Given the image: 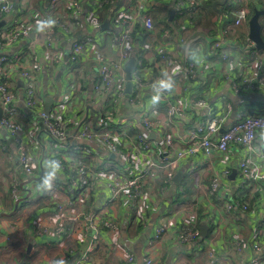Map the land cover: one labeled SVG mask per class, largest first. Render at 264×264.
Wrapping results in <instances>:
<instances>
[{
	"label": "built area",
	"instance_id": "built-area-1",
	"mask_svg": "<svg viewBox=\"0 0 264 264\" xmlns=\"http://www.w3.org/2000/svg\"><path fill=\"white\" fill-rule=\"evenodd\" d=\"M85 1V0H84ZM87 1V0H86ZM116 0H96L95 8H83V0H71L67 5L68 10L59 12L57 1L50 2L47 12L34 10V18L31 20L22 7L16 17L7 22L0 30V109L2 117L1 126L15 139L19 165L26 178L34 176L36 168L31 148L27 142L21 139V126L13 117L17 104L22 101L25 109L36 111L43 118V123L49 135L55 142L63 147H70L71 140L76 143L72 147L79 153L78 159L58 154L53 162L63 170L68 171L66 183L56 186L51 180V190L44 187L45 176L41 180V186L45 193L52 199L55 213L50 216L52 226L43 225L39 228V234H46L57 238L60 244L69 238H77L79 241H88L86 252L82 261L91 259L104 230H116L117 223L109 215V206L118 200L134 204L137 212L144 215V210L138 209L139 200L145 195L149 179L153 182L164 178V182L171 184L182 162L195 156H202L205 161L211 162L215 155H224L232 145L241 146L245 150V156L239 161L238 168L241 182L251 183L255 192L263 190L264 174L261 170L256 145L259 135H264V112L246 114L238 112L233 121L225 127L227 116L232 112L233 106L228 103L220 106L218 111L209 110L207 104L208 92H202L199 98L190 100V109L187 110L182 102L175 101L181 89L182 81L190 86V81L197 78L200 72L210 74L212 69L225 75L231 81L235 94H249L264 92V50H256L255 45L249 40L248 47L254 48L252 58L242 60L237 51L230 49L227 44V33L213 42L212 57H206L204 49L196 48L190 53L187 63L181 62L172 55L164 54V47L149 41L138 42L147 33L154 29L152 15L148 10L149 4H155L159 0H131L128 6L120 12L117 20L118 53L115 57L103 54L102 50L94 43L79 39H72L81 20L93 29L101 27V12L105 6L113 4ZM204 0H177L175 6L179 16L189 12H196L202 6ZM241 5L235 12V27L239 28L249 23L248 3L250 0H239ZM17 9L14 0H0V22ZM115 10H113L114 12ZM54 20L52 27H44L39 30V21ZM115 16L113 17V22ZM144 31V33H143ZM36 33L37 41L45 48V53L52 66H57L63 61V52L58 44L62 37L71 40L69 58L77 63L80 57L90 56L97 66L98 80L93 86L94 102L100 103L98 116L93 122L88 117L83 122L82 128L72 135L68 124L61 120V115L50 113L46 115L42 109L43 101L36 92V85L42 71V65L33 50L35 42L31 35ZM170 33L165 37L170 39ZM21 41L27 45L23 51L9 54V47L15 42ZM182 41V40H181ZM135 53L136 69L132 74V92H126L127 73L126 64ZM153 65L156 69L152 78L146 77L147 65ZM236 72L235 78L232 75ZM19 79L24 84V97L19 99L12 91L9 83ZM54 79V76H51ZM161 82L171 85L163 88ZM81 91V88H78ZM145 95L159 96L155 103H163L165 121L160 120L152 107L143 111L140 115L142 133L135 132L136 122L130 120L118 121L122 105L128 101L133 105H142ZM208 110L206 117L201 119L196 126L178 132L170 130L176 120H184L189 112L201 113ZM223 130V132H221ZM170 131V132H169ZM154 133L159 139L150 140V134ZM99 141L111 155H123L131 157L133 169L130 165V175L125 176L127 169L116 167H101L93 169L94 162L87 159L89 144ZM97 143V142H96ZM98 144V143H97ZM143 148L146 153H143ZM146 157L144 165L139 167L137 158ZM229 170L222 174L213 175L210 178L209 191L215 194L220 191L222 175H228ZM99 181H104L110 192V198L102 202L100 206L87 210L88 202L93 201V188ZM28 185V184H26ZM24 186L17 179H13L6 193H12L16 200L22 198L18 192H28L29 185ZM167 186L160 189L164 195ZM74 193L73 198L68 193ZM24 202L30 201L29 197L23 198ZM230 211L233 205L226 206ZM247 209L246 206H243ZM5 212V206L0 203V213ZM143 215L139 216L142 217ZM198 216V213H197ZM168 220L157 225L156 232L146 245L143 261L145 264H157L158 246L165 234L172 227ZM178 227V226H177ZM176 227V228H177ZM199 220L190 216L179 228L176 241L182 244H191L200 241ZM67 251L73 253V249L62 245ZM242 236H238L235 242V250L240 256L239 264H264V233H256L250 248L256 256L247 260L244 251L248 248ZM133 261V258H130ZM65 257H61L60 263H66ZM208 264H223L220 256L213 251L208 254Z\"/></svg>",
	"mask_w": 264,
	"mask_h": 264
},
{
	"label": "crops",
	"instance_id": "crops-1",
	"mask_svg": "<svg viewBox=\"0 0 264 264\" xmlns=\"http://www.w3.org/2000/svg\"><path fill=\"white\" fill-rule=\"evenodd\" d=\"M56 1L61 13L68 10L67 5L71 2V0ZM218 1L221 0L216 2ZM14 2L17 9L4 19L6 23L10 22L14 16L21 14L19 12L21 7L31 20L34 18V10L47 12L50 9V3L45 0H14ZM130 2L131 0H116L105 8L112 6L113 10H116L122 6H128ZM176 2L177 0H159L155 4L148 5L155 29L146 34V41L163 45L164 54L172 55L183 63H187L190 53L198 47L204 49L206 57H212L214 55L212 52L213 42L224 37L220 24L208 27L211 32L208 30L207 33L204 31L194 33L192 23L195 25L200 23V20L196 21L194 18L200 9L181 17L177 13ZM95 3L96 0H83V8H95ZM223 5L217 8L222 10ZM105 8L100 15L101 27L95 30L85 20H81L77 27V38L94 43L102 50L103 54L115 57L118 53V36L116 27L111 29L115 11L104 20L102 13ZM166 15H168L167 27L163 22ZM105 23H108L109 26L102 30ZM244 26L246 28L248 25L245 24L242 28ZM166 32L171 34L170 39L165 37ZM226 39L227 44L231 45L230 49L239 52L244 60L238 41L231 39L229 34ZM191 42L192 45L189 47ZM70 44L69 37H62L58 47L64 54L63 61L52 71L50 68L53 66L41 43L36 42L33 50L42 65L36 85V92L43 100L41 110L45 111L47 96L54 98L55 103L50 113L58 111L61 120L68 124L74 136L82 128L87 117L93 122L96 120L100 103L94 102L92 96V88L98 80V73L97 66L92 58L87 56L88 53L80 57L77 63L72 62L65 66V56L69 54ZM26 46L24 42L17 41L9 47V54L21 52ZM73 66L75 68L72 69ZM64 68L62 79L58 81V73ZM146 69V77L151 79L156 69L151 64L147 65ZM51 76H54L53 80ZM236 76L235 72L232 77ZM13 83L14 86L12 84L10 86L12 91L19 99H22L25 92L24 84L19 79ZM189 83L190 86L184 81L177 85L181 86V89L178 96L175 97V101L182 102L184 107L189 110L190 100L199 98L202 92H208L207 108L209 110L218 111L220 106L231 103L233 110L227 116L225 127L240 111L246 114L264 112V92L235 94L231 81L227 80L218 69H212L210 74L200 72L198 77ZM79 87L81 91H79ZM152 107L157 111L155 115L165 121L163 103L153 102L151 95L144 96L142 105H133L126 101L120 109L118 121L133 119L136 122L135 132L142 133L140 115ZM39 112V109L28 111L23 102L19 101L16 111L13 113L14 119L22 129L21 139L27 142L31 148L32 159L36 166L32 178L25 177L19 165L15 139L0 123V187L3 189V187L10 186L13 179H17L24 186L28 184L30 187L26 193L18 192L21 200H16L14 195L0 194V203L7 207L5 212L0 213V264H59L61 257H65L67 262L60 264H145L143 258L147 242L154 236L157 225L165 220L170 221L173 226L158 246L157 264H208V254L212 251L220 256L223 264H239L240 256L235 250L238 236H242L245 245L249 246L243 252L246 259L250 260L256 256L257 253L251 250L250 244L255 239L256 233H264V184L262 191L255 192L251 183L243 184L241 182L238 164L245 156V150L238 145H232L224 155H215L211 162L205 161L200 155L182 162L178 170L182 173L180 185H176L174 182L162 185L159 182L160 179L156 182L149 179L148 189L137 204L138 209L144 210V215L135 209L136 202L134 204L125 203L122 200L113 202L109 206V215L117 223V229L102 232L91 259L86 262L82 261V256L87 250L88 241L81 242L77 238H69L60 244L55 237L39 234L41 226H52L50 216L55 213L52 199L41 186L42 178L53 174V183L56 186L63 185L66 183L69 172L60 167L59 171H56L53 167L55 165L54 157L58 154L65 155L75 159L73 162L75 163L79 156V153L72 148L76 143L74 139L71 140L70 147L66 148L57 144L50 137L43 122V129L40 128L36 118H41L42 121L43 118ZM207 114L208 110L201 111V113L189 112L184 120L173 122L170 130L178 132L188 130L201 122L203 116L205 118ZM154 139H159V137ZM256 145L259 149L257 160L264 174L263 134L259 135ZM88 148L89 153L86 157L88 161L94 162L93 169L98 170V168L107 166L125 167L127 169L125 176L130 175V165L133 169L131 157L125 158L122 154H116L114 158H111L110 153H107L108 150L99 141L91 142ZM142 151L144 154L146 153L144 148ZM145 159V156L137 158L139 167L144 165ZM225 170H229L230 173L222 175L220 191L215 194L210 193V178L213 175L222 174ZM233 172L235 175L231 177ZM164 186H167V190L162 195L159 191ZM178 192L185 194L183 199L186 200V203L179 209L172 210V202L176 200ZM68 194L75 197L74 193L69 192ZM26 197H29L30 201L24 202L23 198ZM110 197L105 182L99 181L93 188V201L87 203L86 209L96 208ZM246 197L248 199L245 200ZM228 203L233 205L230 211L226 207ZM240 203L249 205V211L248 208L244 209ZM141 215L143 216L139 217ZM195 215L199 220L200 228L202 225L208 226L207 238L191 244L177 242L176 235L181 224L190 216ZM62 245L73 249V253L70 254L71 251H67ZM130 258H133V261H130Z\"/></svg>",
	"mask_w": 264,
	"mask_h": 264
},
{
	"label": "trees",
	"instance_id": "trees-1",
	"mask_svg": "<svg viewBox=\"0 0 264 264\" xmlns=\"http://www.w3.org/2000/svg\"><path fill=\"white\" fill-rule=\"evenodd\" d=\"M47 3H50L54 0H45ZM217 0H204L202 1V6L200 8V12L196 13L195 15V20L199 21L202 18H207L208 13H211L212 15H216L217 16V21L214 24H220V28L222 29V31L225 33H227V37L229 34V37L231 39H236L239 43V46L242 48V53L243 56L245 58H252L253 54L252 51L254 50V48L250 49L248 47L249 44V37H248V33L247 31H245L243 28L239 27H235L234 25V21H235V12L237 10V8L241 5V2L239 0H226V3L221 7V14H218L215 12L214 8H213V4L214 2H216ZM258 8V9H262L264 8V4H263V0H250L248 3V9L250 11L249 13V20L251 18V16L254 14V10ZM113 13V7L112 6H108L105 8L104 12L102 13V19H107L108 17H110V15ZM261 24H262V36L264 38V22L263 17H261ZM161 21V20H160ZM167 21H168V15H166V17L164 18L163 22L165 23V27H167ZM248 25V24H247ZM211 29L208 27H204L203 31L206 32ZM144 33V31H143ZM207 33V32H206ZM78 32L77 30H75V32L72 35V39H78L77 38ZM146 36V35H145ZM142 37V39H140V41L138 42V46H140L142 43H144L146 41V37ZM65 38V37H64ZM70 64H72V62H70ZM57 67L53 66L52 68H50V70H55ZM72 69L75 68V66L71 67ZM40 99H42L39 96ZM161 184H166L164 182V178L162 177L160 179ZM180 185V184H178ZM0 194L6 195L5 194V188L0 187ZM184 193H180L178 192L176 195V200L174 202H172V206L171 209L172 210H177L180 207H182L185 203L186 200L183 199L184 198ZM26 199V198H25ZM248 199V197L245 198V200ZM244 200V201H245ZM245 203V202H244ZM244 203H240V204H244ZM237 205V204H235ZM234 205V207H235ZM7 207L5 206V211ZM201 240H205L204 238H202Z\"/></svg>",
	"mask_w": 264,
	"mask_h": 264
},
{
	"label": "water",
	"instance_id": "water-1",
	"mask_svg": "<svg viewBox=\"0 0 264 264\" xmlns=\"http://www.w3.org/2000/svg\"><path fill=\"white\" fill-rule=\"evenodd\" d=\"M225 3V0H221V1H218V2H215L214 3V8L217 12L221 13V10H219L217 7L220 6V5H223ZM264 16V8L262 9H258L256 8L254 10V14L251 16L250 20H249V23H248V37H249V40L252 41L255 45V48L256 50H264V38L262 36V24H261V17ZM6 24V21L5 20H2L0 22V29ZM109 26L108 23H105L103 26H102V30L104 29H107V27ZM33 38V34L31 36ZM69 61V56L68 54L65 56V66H67V63ZM136 69V59H135V53L133 54V57L129 60V62L126 64V73H127V87H126V92L128 94H130L132 92V74L134 73ZM63 71H65V68L63 70H61L59 73H58V76H57V80L58 81H61L62 79V74H63ZM55 103V99L52 98L51 96H47L45 98V107H44V110H45V114L46 115H49L50 112H51V109L53 107ZM1 117H2V110L0 109V120H1ZM36 120L38 121L39 123V126L41 129H43V125H42V119L41 118H36ZM221 132H223V130H221ZM156 135L154 133L150 134L149 138L150 139H153L155 138ZM111 158H114L115 156L114 155H111L110 156ZM235 175V172H233L231 174V177H233ZM182 179V173L181 172H177V174L175 175L174 179H173V182L177 185L180 183ZM207 235H208V226L207 225H202L201 228H200V236L202 238H207Z\"/></svg>",
	"mask_w": 264,
	"mask_h": 264
},
{
	"label": "rangeland",
	"instance_id": "rangeland-1",
	"mask_svg": "<svg viewBox=\"0 0 264 264\" xmlns=\"http://www.w3.org/2000/svg\"><path fill=\"white\" fill-rule=\"evenodd\" d=\"M54 1H56V0H54ZM263 4H264V0H263ZM124 8H125V6H122L121 8H118V9L115 10V12H114L115 21L112 22V27H111V29H115V27L117 26V20H118L119 14H120V12H121ZM215 12L218 13L217 11H215ZM189 13H194V11L189 12ZM189 13H187V14H189ZM187 14H184L183 16H186ZM218 14H219V13H218ZM183 16H181V17H183ZM152 19H153V17H152ZM216 21H217V16H216V15H211V13H209L206 19H205V17H204V19H200V23H198V24H196V25L192 23V26H194V33H200V32H202L204 27H213V25H214V23H215ZM263 21H264V16H263ZM153 22H154V20H153ZM241 28H242V27H241ZM154 29H155V23H154ZM243 29H244L245 31H247V33H248V26H246V28H245V26H244ZM0 30H1V29H0ZM208 34H209V33H208ZM170 35H171V34H170ZM31 36H32V35H31ZM36 41H37L36 33L34 32V33H33L32 42H35V43H36ZM191 45H192V42L189 43V47H191ZM44 50H45V48H44ZM68 56H69V55H68ZM70 62H71V59L69 58V61H68V63H67V66H68V64H69ZM56 67H58V66H56ZM11 84H12V86H14V83H13L12 81L9 83V85L11 86ZM42 101H43V100H42ZM44 113H45V111H44ZM6 190H7V187L5 188V194H6V195H13L12 193L7 194V193H6ZM242 206H246V207L248 208V211H249V209H250V208H249V205L242 204Z\"/></svg>",
	"mask_w": 264,
	"mask_h": 264
},
{
	"label": "clouds",
	"instance_id": "clouds-1",
	"mask_svg": "<svg viewBox=\"0 0 264 264\" xmlns=\"http://www.w3.org/2000/svg\"><path fill=\"white\" fill-rule=\"evenodd\" d=\"M54 24H55V21H54V20H49V21H39V22H38L39 30L42 31V30L44 29V27H52V26H54ZM161 86H162L163 88H170V87H171L170 84L165 83V82H161ZM152 100H153V102L158 101V100H159V96H154V97H152ZM53 167H54V169H55L56 171H59V165H58V164H57V165H53ZM52 178H53V174H50V175L48 176V178H46V179L44 180V187H46V188L49 189V190H51V188H52V183H51ZM39 187H40V186H39Z\"/></svg>",
	"mask_w": 264,
	"mask_h": 264
}]
</instances>
